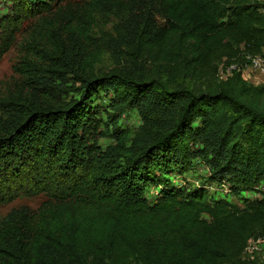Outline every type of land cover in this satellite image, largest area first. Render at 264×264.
<instances>
[{"label": "trees", "instance_id": "obj_1", "mask_svg": "<svg viewBox=\"0 0 264 264\" xmlns=\"http://www.w3.org/2000/svg\"><path fill=\"white\" fill-rule=\"evenodd\" d=\"M9 1L12 21L37 22L27 36L36 44L47 21L42 1ZM148 3L136 9L129 26L137 53L125 72L98 75L89 70L83 74L85 89L77 99L56 106L25 101L16 116L0 127V205L20 194L43 195L56 203L82 195L117 210L152 217L165 213L168 218L171 208L190 207L207 195L199 188L176 189L165 179L168 170L187 155L181 145L197 136L201 147L191 154L211 167L213 182L230 179L235 194L253 191L257 197L218 222L190 227L181 249L167 257H154L153 252L145 262L256 264L244 255L250 240L264 244V79L253 84L241 71L226 81L217 82L215 77L222 62L262 54L264 4L254 0ZM60 4V9L70 7L68 2ZM116 5L125 12L126 3ZM156 9L163 20L159 27L151 16ZM7 50L0 39V57ZM144 55L152 57L151 63L138 60ZM152 66L156 68L150 71ZM185 80L201 86L191 87ZM108 91L119 116L137 109L156 117L149 121L141 113L144 125L131 136V144L102 152L95 138L103 109L95 99ZM152 126L160 130L154 136L149 135ZM151 188L156 195H149ZM182 222L183 218L177 219ZM0 254L14 258L1 245Z\"/></svg>", "mask_w": 264, "mask_h": 264}, {"label": "rangeland", "instance_id": "obj_2", "mask_svg": "<svg viewBox=\"0 0 264 264\" xmlns=\"http://www.w3.org/2000/svg\"><path fill=\"white\" fill-rule=\"evenodd\" d=\"M41 1L47 21L42 24L40 39L32 44L28 31L37 22L12 21L11 2L0 0V39L8 47L0 57V127L16 116L25 101L56 106L77 99L85 89L83 74L89 70L98 75L125 72L130 57L136 59L137 53L128 34L132 17L150 0ZM61 1L70 3V7L58 8ZM117 1L126 3L125 12L118 9ZM157 11L151 16L159 27L163 20ZM151 59L144 55L138 60L149 64ZM227 66L226 62L219 65L217 82L232 77ZM185 83L201 86L199 82ZM111 97L108 91L95 99L103 109L97 130L100 134L95 138L102 152L131 144V136L144 125L142 114L149 121L156 117L137 109L119 116ZM150 131L149 135L154 136L160 130L152 126ZM181 146L187 155L168 170L165 179L182 191L203 189L207 195L201 203L175 206L168 219L165 213L152 217L139 211L117 210L82 195L56 203L43 195L20 194L0 205V245L14 257L0 254V264H147L145 260L151 259L153 252L154 257H167L181 249L185 231L190 227L218 222L243 208L246 200L257 197L253 191L235 194L230 179L213 182L211 167L191 154L201 147L199 137H189ZM156 194L157 190L151 188L149 195ZM178 218H183V222L177 223ZM244 257L264 264V244L250 240Z\"/></svg>", "mask_w": 264, "mask_h": 264}, {"label": "built area", "instance_id": "obj_3", "mask_svg": "<svg viewBox=\"0 0 264 264\" xmlns=\"http://www.w3.org/2000/svg\"><path fill=\"white\" fill-rule=\"evenodd\" d=\"M254 1L259 3L264 2V0ZM227 71L230 74H233V72L241 71L244 74L246 80L250 81L253 84L259 83L260 80L264 79V50L261 55H244L239 60L231 62L227 66Z\"/></svg>", "mask_w": 264, "mask_h": 264}]
</instances>
